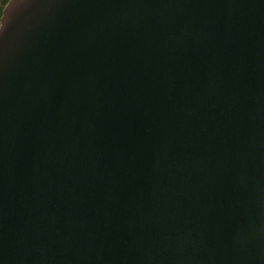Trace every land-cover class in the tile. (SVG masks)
<instances>
[{"label":"water","instance_id":"1","mask_svg":"<svg viewBox=\"0 0 264 264\" xmlns=\"http://www.w3.org/2000/svg\"><path fill=\"white\" fill-rule=\"evenodd\" d=\"M0 264H264V0H10Z\"/></svg>","mask_w":264,"mask_h":264},{"label":"trees","instance_id":"2","mask_svg":"<svg viewBox=\"0 0 264 264\" xmlns=\"http://www.w3.org/2000/svg\"><path fill=\"white\" fill-rule=\"evenodd\" d=\"M10 0H0V22H1V18L3 15V10L6 6V4L9 2Z\"/></svg>","mask_w":264,"mask_h":264}]
</instances>
